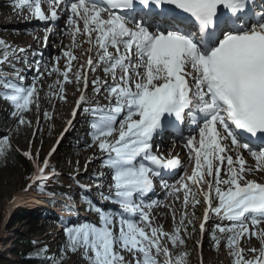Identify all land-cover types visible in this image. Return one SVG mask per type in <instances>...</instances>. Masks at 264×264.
<instances>
[{"label": "snow or ice", "instance_id": "snow-or-ice-1", "mask_svg": "<svg viewBox=\"0 0 264 264\" xmlns=\"http://www.w3.org/2000/svg\"><path fill=\"white\" fill-rule=\"evenodd\" d=\"M42 2L49 5L47 14ZM13 6L27 8L45 23V44L60 13L66 16L72 46L63 52L65 70L53 66L48 73L63 77L56 81L59 100H66L64 85L73 83L69 72L72 61L79 59L73 49L88 45L85 63L73 73L80 95L72 116L82 111L90 117L88 147L104 154L101 168L108 170L94 174L93 183L101 200L118 205L119 211L95 205L87 195L91 189L81 186V199L89 205L85 211L96 213L98 224L64 226L66 250L81 251L89 264H161V256L162 264H186L187 254L173 259L163 241L173 247L184 245L181 228L187 231L186 209L190 203L200 204L199 196L206 205L201 234L210 216L226 220L227 225L215 228L227 234L234 264H264V228L260 227L264 183L247 178L264 172V5L257 8L255 0H14ZM80 36L85 38L82 43ZM24 52L0 39V65L7 63L12 69L11 74L0 70V98L12 107L11 115L18 117L19 124L31 126L24 113L33 106L39 111L37 82L43 73L37 61L32 84L24 83L26 77L15 67ZM97 69L105 78L93 76L90 81L89 73ZM90 86L97 99H89ZM100 96L107 102L101 104ZM43 117L51 119L47 112ZM185 124L189 134L184 147L193 170L169 183L162 171L174 173L181 160L178 155L156 154L160 149L156 139L166 130L182 135L180 126ZM9 148L6 138L0 141V158ZM245 153L254 159V166L246 167ZM25 155L32 159L31 153ZM42 164L36 162L33 177L41 192L55 175V169L46 174L48 158ZM153 177L161 178V188L174 201L183 192L185 211L171 234L153 226L152 210L164 206L163 200L149 197L155 193ZM65 207L76 211L74 206ZM168 207L175 220V210ZM242 237H255L261 243L259 250L248 249L255 254L250 259L239 246ZM212 239L219 244L215 235ZM33 258L63 264L64 256L49 258L44 246Z\"/></svg>", "mask_w": 264, "mask_h": 264}, {"label": "rangeland", "instance_id": "rangeland-1", "mask_svg": "<svg viewBox=\"0 0 264 264\" xmlns=\"http://www.w3.org/2000/svg\"><path fill=\"white\" fill-rule=\"evenodd\" d=\"M9 6V2L6 0H0V11L4 10ZM27 20L24 19L23 17H20L18 22H15L14 25H18L20 23H25ZM6 24H10L12 26V22H10V19H0V25L7 26ZM10 28V27H8ZM10 31H12L10 29ZM0 39H2L0 37ZM8 45L11 44V42L6 41L5 38H3ZM41 45V41L39 42ZM23 44H17L16 46H21ZM15 46V47H16ZM24 46V45H23ZM60 54L63 55L62 52H64V49L60 50ZM59 54V55H60ZM55 55V53H53ZM80 56V55H79ZM51 56L50 58H52ZM49 58V59H50ZM83 63H85L83 61ZM43 64H40V66ZM78 71V69L75 70V72ZM102 70H99L98 73H101ZM33 75H36L35 72H33ZM27 81V80H25ZM38 86V83H37ZM71 88V87H70ZM68 89L71 91V89ZM78 91L75 89L73 92H71L72 98L70 100H64V101H59L56 105H58V111L59 114L57 117L53 118V121L50 122V119H45L43 117V113L47 112L50 114L52 117L53 115V105L50 108H42L40 106L39 111L33 106L32 110L29 112L24 113V119L26 121L31 122V126L28 124L21 125L18 123V117H15L9 113H7V109H12L10 105H8L7 101L3 100L0 98V113H3V118L5 121V125L1 126L0 125V136L8 135L12 142L20 147L23 151H27L28 153H31V156L34 158V161H37V153L39 154L38 160L39 162H42L45 158H49V152L53 149V146L58 143V139L61 137V134L64 132V129L66 127L67 121L69 119V115L72 109L73 102L77 96ZM75 95V96H74ZM92 95V93H91ZM57 98V96H56ZM96 98L95 96H91V99ZM99 100L101 99L104 103L107 101L104 99V96H100L98 98ZM66 103V105H65ZM101 102V104H104ZM66 106V107H65ZM67 108V112L63 113L65 109ZM84 115V116H83ZM81 117V120L77 122L75 127L73 128L72 131L68 133V135L64 136V139H62V144L63 148L65 149L64 152H60L59 150L55 152L56 157L53 155L51 162L58 163L62 165V168L60 170V174H63L61 176L60 181H66V174L64 175V171L66 167L68 166H76L79 162L82 163V160L80 158V155L76 153V150L80 152V154L83 155V151L86 150L87 148L89 149V156L90 157H96V161H98L95 165L94 171L97 172L99 169V166L101 165V159L102 156L104 155L101 153L99 150L96 152L97 148L95 146L93 147H88L92 142L88 141L87 139L90 140V135H89V120L90 117L87 114H83ZM39 116V124H37V117ZM55 116V115H54ZM59 116L61 117V121L59 119ZM82 132V135H77L76 132ZM35 133V134H34ZM78 139V142L75 144H71L73 138L75 137ZM63 149V150H64ZM68 153V154H67ZM65 155H69V160L68 159H62L64 158ZM3 161V160H2ZM0 161V163H3L2 165L0 164V194L2 197V202L0 203V210L3 212L4 215V220L2 222L1 228H0V240L1 239H7L8 238H14L15 234L22 235L23 232H27L28 230L33 231V228L30 227V225L24 220V223H12V219L14 218L12 215L14 213L10 212L9 209L11 205L13 204V197L16 198L18 195H20L23 190V180L26 178V167L23 166V163L18 161L17 159L13 157H8L6 160L7 162L4 163ZM84 163V164H83ZM82 165L85 167L86 163L83 162ZM10 164V165H8ZM83 166L81 169H83ZM107 173L106 171H104ZM73 173V172H72ZM68 174V172H67ZM75 175V173L73 174ZM76 176V175H75ZM107 180V176L105 178ZM60 182V187H57V190H62L63 183ZM65 186V185H64ZM107 192V190H105ZM200 199L201 197H197ZM174 201H172L173 203ZM201 212H202V203L196 205L195 207H192L191 203L188 206V220L192 221V224H188V220H185V225L187 227V231H184V228H181V236L184 239L185 243L183 246H176L172 252L173 257L181 256L183 254H187L188 256V261L190 264H199V252L197 249V242L199 240V235H198V221L201 217ZM89 213V212H88ZM92 218L95 217V214H91ZM13 217V218H12ZM229 223L228 221H223L219 217H214V220L209 224L211 232L215 229V225L217 224H224L226 225ZM177 226H179L177 224ZM219 232V231H218ZM31 233V232H29ZM41 235L40 237L44 238L46 233L40 232ZM220 233V232H219ZM220 238V245H215L213 246L210 242V237L206 239L205 242V248L206 250L204 251L205 258L209 259L207 261V264L216 262V264H234V258L232 255H230V249L227 246V239L226 236L227 234H221ZM50 240V238H49ZM48 240V242H49ZM249 238L242 237L239 246L240 248L244 249V257L245 259H250L252 258L255 254L252 253L251 251H248L246 243H248ZM15 239L13 241H10V243L6 246L10 247L13 246L15 243ZM250 243V242H249ZM11 244V245H10ZM66 244H67V238L66 235L63 232L59 233L58 237V242L57 245L51 244V248L53 249L54 247V256L55 257H61L63 253L67 255L66 257H71L75 258L76 256L82 255L81 251H76V252H71L66 250ZM170 246L168 248H171L172 245L169 243ZM252 244V243H250ZM226 245V246H225ZM259 249L261 247V243L258 240ZM57 246V247H56ZM173 248V247H172ZM219 252V254L217 253ZM66 252V253H65ZM3 255L5 253H2ZM126 257L128 256L126 253H124ZM17 258V257H16ZM6 258H2L0 264L5 260ZM161 264L163 262L164 257L161 256L159 257ZM15 263V260L13 261ZM18 263V262H17ZM46 264H50V261H47ZM63 264H68L65 258V261L63 260Z\"/></svg>", "mask_w": 264, "mask_h": 264}, {"label": "bare ground", "instance_id": "bare-ground-1", "mask_svg": "<svg viewBox=\"0 0 264 264\" xmlns=\"http://www.w3.org/2000/svg\"><path fill=\"white\" fill-rule=\"evenodd\" d=\"M13 2H14V0H10L9 5L11 7L9 9H7V10L5 9V10L0 11V19H5V20L10 19V22H12V24H14L15 22H18L21 15H27L28 13H30L27 8H23V9L15 8L13 6ZM48 7H49V5L47 4V7L45 9L46 11L48 10ZM25 18H26V16H25ZM28 20L30 21V19H28ZM8 25H10V24H8ZM32 27L33 26L29 25L28 23L20 24V25H18V27H14V28H12V27L8 28V26L0 25V37H4L5 39L10 40V42L12 43L11 44L12 46H15L17 44H23V43L27 44V42L31 41L32 46L36 47V45L39 43V39L41 37H44L43 35L45 32H44L43 28H38L39 30H37V33H35L34 37H31L32 34H30L25 29H31ZM10 29H13V30L10 31ZM61 36L63 38L62 43H64L62 45V47H63L64 51H66L71 47V43H72L71 36H69L68 33L65 31H63ZM84 39L85 38L83 36L78 37V40L81 43L83 42ZM87 47H88L87 44H83L82 47L73 49L74 54L76 52V53L80 54V57L78 60L72 61L73 68H72V71L69 72V77L72 78L73 83H67L64 85L65 96H66L67 100H70L72 98L71 92H73L77 88V85L74 82L75 77H74L73 73L75 72L74 71L75 68H80V65L83 62V58H84V60L86 59L87 55L85 54L84 50ZM58 57L59 56H55L53 58V61L49 65L45 64L44 66H42L40 68L41 72L44 74L42 76V78L39 80L40 82L38 84L39 89L44 90L40 94V106L42 108L43 107L44 108H50L53 105L54 98H55V95L57 93V88H58V86L56 85V81L63 79L62 76H59L55 72H53L52 75L48 74L49 72L52 71L53 66H58L61 72H63L65 70L66 61L63 58H59V63L57 65V58ZM98 77H100V78L104 77V74L102 76H98ZM50 86H52V87L50 88ZM69 88L71 89V91L68 90ZM50 92L54 93V95H52L51 99L49 98ZM65 105H66V103H65ZM53 107L55 109L52 112L53 115L50 119V122H52L53 118L57 117V115L59 114V111H58L59 108L55 105H53ZM65 107H64V109H65ZM66 112H67V108L65 109V111L63 113H66ZM59 119H60V121L62 120L60 116H59ZM76 119L74 120V122L71 124L70 127H73L74 123L77 121ZM183 150H185L184 147H183ZM244 155H247L249 157V159L252 160V157L250 155H248L247 153H245ZM83 157L87 158L88 152H85L83 154ZM81 166H82V164L80 163L76 167L80 168ZM91 167L92 166L90 165L89 168H91ZM260 174H261V176H264V173H260ZM253 180L258 181L257 177ZM178 195L180 196V193H178ZM29 198H30V200H29L30 202L38 201V200L32 198V196H30ZM171 198L172 197H170V196H166V193L165 194L162 193L160 195V200L164 201L165 206L164 207L161 206V207L157 208V210L152 215L153 226H156V227L162 226L163 230L165 232H168L169 234H171L174 231V229L176 228L175 227L176 221L181 219V214L185 211V209L183 208V202L181 199L179 201H174L175 203L171 204L170 203ZM17 199H19V197ZM168 204L171 205L172 208L175 210V220L173 219L172 211H170V210L165 211V209L168 207L167 206ZM186 211H187V209H186ZM260 227L264 228V224H262ZM59 233H60L59 230L56 229L54 231H50V234L47 237H50L52 239V242H56L57 237L59 236ZM7 239H8V241L10 240V238H8V237H7ZM249 242L252 244H250ZM163 243H169V242L165 239ZM257 244H258V239H256L255 237H251L249 239L248 243H246V246H247V249L255 248V249L259 250V246ZM174 248L175 247L172 248V251ZM66 261L68 264H79L81 262V257H78V256H76L75 258L66 257Z\"/></svg>", "mask_w": 264, "mask_h": 264}, {"label": "trees", "instance_id": "trees-1", "mask_svg": "<svg viewBox=\"0 0 264 264\" xmlns=\"http://www.w3.org/2000/svg\"><path fill=\"white\" fill-rule=\"evenodd\" d=\"M9 152L11 154V156H14L15 159H17L19 162L21 161L23 163V166L26 167V172L27 174H30L32 171V165L25 159V157L22 154H18L14 149H9ZM27 179H25L26 181ZM2 197L0 194V203L2 202ZM1 220H2V212L0 211V225H1ZM25 239V238H24ZM34 240L32 239H25V243L26 245H28V249L26 251L20 252V255H25L27 257H29L26 261L25 264H32L33 262H35L38 259L33 258L34 257V253L36 251H38L40 248H42L43 246H41V244H39V241H36L38 243H36L35 245L33 244Z\"/></svg>", "mask_w": 264, "mask_h": 264}]
</instances>
